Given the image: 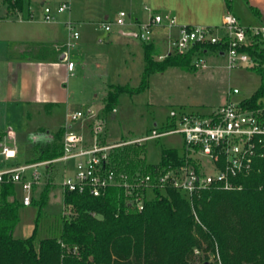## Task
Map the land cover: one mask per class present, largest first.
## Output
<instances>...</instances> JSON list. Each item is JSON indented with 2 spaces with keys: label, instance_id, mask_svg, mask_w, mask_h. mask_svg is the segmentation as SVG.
<instances>
[{
  "label": "trees",
  "instance_id": "16d2710c",
  "mask_svg": "<svg viewBox=\"0 0 264 264\" xmlns=\"http://www.w3.org/2000/svg\"><path fill=\"white\" fill-rule=\"evenodd\" d=\"M2 3L10 16L22 10L23 0ZM209 48L215 51L219 46ZM243 50L253 62L247 68L259 76V86L240 105L256 109L264 106L259 102L264 97L262 35H251ZM193 52L194 49L185 54L171 53L158 60V48L152 42L143 43L144 67L139 85H112L103 99V111H113L121 93L145 91L151 74L170 67L195 71L191 64ZM64 130L51 134L52 141L37 147L28 163L60 157ZM4 135L0 133V139ZM260 152L262 157L254 159L250 175L235 180L241 189L204 190L194 199L193 209L171 188L154 190L141 211L129 204L120 187H110L99 197L63 191V206L68 208L69 216H62L57 237L40 240L36 238L38 218L30 236L13 237L22 204L15 196L17 185L1 183L0 264H193L197 256L194 250L203 255L201 264H211L209 255L214 253L218 255L214 264H264V139ZM144 155L143 145L130 144L111 150L108 157L111 168L130 176L151 174L178 158L176 150L164 149L159 163L147 164ZM47 166L54 167L52 163ZM45 201L46 190L34 203L41 207Z\"/></svg>",
  "mask_w": 264,
  "mask_h": 264
},
{
  "label": "built area",
  "instance_id": "2783aa9c",
  "mask_svg": "<svg viewBox=\"0 0 264 264\" xmlns=\"http://www.w3.org/2000/svg\"><path fill=\"white\" fill-rule=\"evenodd\" d=\"M70 6L71 0H59L55 6L43 0L42 21L52 22L57 15L69 11ZM126 23H131L127 20L126 12H119L114 24L123 26ZM111 25L105 22L101 23L100 27L108 32ZM174 26L175 17L153 14L148 22L137 24V37L143 43H150L155 27L168 30ZM66 28L69 41L56 46L55 49L60 52L68 71L72 72L74 64L69 61L68 53L73 47V42L79 38V33L75 30L73 22H67ZM220 28L222 34L209 27L179 26L175 37H172L169 31H163L170 39L168 50L157 59L160 60L171 53L185 54L194 49L191 64L196 69L204 67V55L208 52L225 56L229 69L252 66L251 58L243 49L248 45L251 35L261 34L264 38V29L242 27L229 11L224 14ZM214 45H218L219 48L215 51L210 50L209 47ZM237 93L238 90L233 88L228 92V97ZM68 117L71 122L84 118L92 121L91 145H86L80 134L66 127L61 138L63 153L60 157L51 161L7 167L0 171V184L13 183L21 188L24 193L22 205H30L32 187L40 183L41 176L36 168H45L49 163L60 162L65 167L60 183L62 191L88 193L93 197H99L110 187H120L123 188L129 204L141 211L144 201L153 196L154 190L171 188L179 192L193 209L194 199L204 190L241 189L242 186L235 180L250 175L254 159L262 157L260 148L264 139V106L245 109L240 102L228 99L206 115L171 110L164 131L157 132L153 129L145 138L113 145L102 142L100 135L103 132V125L96 118L95 109H89L86 115L76 111ZM173 133H179L183 138V149L175 163L156 168L151 174L146 175L136 173L130 176L126 172L111 168L108 157L111 150L125 144H140L142 141ZM13 152L14 149L11 147L0 146V156L3 158L11 157ZM69 160L74 161L72 174H67L66 162ZM195 220L197 221L196 216ZM194 254L199 255V251L194 250ZM216 258L218 259L217 253Z\"/></svg>",
  "mask_w": 264,
  "mask_h": 264
},
{
  "label": "crops",
  "instance_id": "0c3cea01",
  "mask_svg": "<svg viewBox=\"0 0 264 264\" xmlns=\"http://www.w3.org/2000/svg\"><path fill=\"white\" fill-rule=\"evenodd\" d=\"M47 1L55 6L59 0ZM42 3L43 0H23L20 12L8 16L4 9L0 17V117H5L0 122V133H5L0 139V146L4 145L6 138L13 140L17 137L14 128L9 127L7 122V117L14 116L17 110L23 111L27 121L33 123L30 132L51 135L70 127L82 136L86 145H90L92 121L71 122L68 115L85 106L86 111L95 109L96 118L103 121L99 114L107 91L112 85L121 86L111 82V75L123 71L134 54L139 56L144 67L143 42L137 37V24L148 22L153 14L173 16L176 20V26L168 30L160 27L153 29L152 43L164 54L170 39L163 31H169L175 37L179 26H202L222 34V19L228 11L242 27L264 29V0H111V10L103 7L100 1L82 0L78 7L81 11H73L70 6L69 11L57 15L48 23L42 21ZM24 11L26 14L22 17ZM121 11L126 12L131 23L123 26L114 24ZM82 17H87L90 20L88 23L96 24L101 31H90L89 24ZM67 22H73L79 29V38L73 42L68 53L69 61L74 64L72 72L68 71L60 52L55 49L69 41ZM105 22L112 24L108 32L100 27ZM15 26L18 31H12ZM113 52L120 54V61L117 54L111 55ZM228 92L224 103L228 99L242 101H234L232 95L228 97ZM96 99L100 106L92 104ZM74 107L77 110L68 113ZM41 115L46 118L38 123L32 122L33 117ZM3 126L6 130L2 129ZM42 141L45 145L52 138ZM102 142L107 144L106 139ZM56 173V166L43 169V180L32 187L30 205L37 201L38 195L40 197L41 193L37 191L42 183L48 182ZM17 190H21L19 185L15 196L21 203L24 193L21 190L22 196L18 198Z\"/></svg>",
  "mask_w": 264,
  "mask_h": 264
},
{
  "label": "rangeland",
  "instance_id": "374dc122",
  "mask_svg": "<svg viewBox=\"0 0 264 264\" xmlns=\"http://www.w3.org/2000/svg\"><path fill=\"white\" fill-rule=\"evenodd\" d=\"M81 1L71 0L73 11H81L78 8L81 5ZM96 1L102 2L103 7L106 6V8L111 10V0ZM4 9L6 7L0 0V17L3 16ZM25 14L26 11H24L22 17ZM82 19L85 23L90 21L87 17H82ZM88 24L90 31H101L96 24ZM18 30L16 26L12 28V31ZM75 30L79 31L77 26ZM116 54L118 61H120L119 53L113 52L111 55ZM163 54L161 52L158 56ZM123 64L125 63L123 62ZM126 65L127 67L119 72L118 75H111V82L121 86L137 87L143 68L142 60L137 54H134L133 57L130 56V60L127 61ZM258 86L259 76L255 72L250 71L246 66L228 69L225 56L208 52L204 55L203 68L189 71L170 67L162 73L151 74L145 91L135 95L121 93L118 97L116 108L108 114L101 107L99 118L103 119V132L100 138L106 139V143L109 145L145 138L150 135L153 129L157 132L164 131L163 127L169 120L168 115L171 110L206 115L223 104L227 92L233 88H237L239 92L233 94L232 99L240 101L249 98ZM96 100L92 104L100 106V102L98 99ZM259 102L264 104V97ZM82 108L80 111L86 115L85 106ZM75 110L77 109L74 107L73 111L68 113H72ZM4 118L0 117V122H3ZM44 118H46L44 115L33 117L32 122L38 123ZM7 119L9 127L14 128L17 137L13 140L6 138L3 141L4 145L13 148L14 152L10 155L11 157H0V170L28 163L36 155L37 147L44 146L42 139H40L41 132L29 131L33 123L27 121L23 111L17 110L14 116L10 115ZM78 120L85 121L86 119ZM2 129L6 130V126H3ZM89 144L91 145L92 141ZM140 145L145 148V162L147 164H157L161 160V153L164 149H174L180 154L183 149V138L179 133H173L142 141ZM53 165L58 169V173L56 175L53 174L48 182L44 181L37 191V193L42 194L46 190L45 203L41 207L35 202L30 206L20 208L19 222L13 230L15 239L30 236L36 226L37 218V240L57 237L60 233L62 216H69L68 208L63 206L62 188L60 185L64 165L60 162L53 163ZM73 165V160L66 162L67 174H72ZM43 169V167L36 168L40 176ZM40 180L42 181L43 179L41 178ZM21 196V190H17V197ZM38 197L39 195L36 200H38ZM39 207L41 209L40 214H38ZM200 255L195 256L193 264L202 263L203 255ZM216 260L215 253L214 256L209 255L211 264H214Z\"/></svg>",
  "mask_w": 264,
  "mask_h": 264
},
{
  "label": "water",
  "instance_id": "95a60500",
  "mask_svg": "<svg viewBox=\"0 0 264 264\" xmlns=\"http://www.w3.org/2000/svg\"><path fill=\"white\" fill-rule=\"evenodd\" d=\"M220 55H222V54H220ZM37 138V137H36ZM46 138H52L51 137V135H48V134H46V133H41L40 134V139H46Z\"/></svg>",
  "mask_w": 264,
  "mask_h": 264
}]
</instances>
